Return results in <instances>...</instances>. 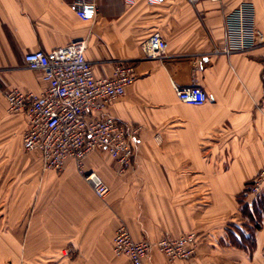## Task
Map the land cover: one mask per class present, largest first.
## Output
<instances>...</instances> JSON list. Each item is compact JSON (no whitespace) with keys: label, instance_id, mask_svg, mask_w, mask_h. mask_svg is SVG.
Returning <instances> with one entry per match:
<instances>
[{"label":"crops","instance_id":"1","mask_svg":"<svg viewBox=\"0 0 264 264\" xmlns=\"http://www.w3.org/2000/svg\"><path fill=\"white\" fill-rule=\"evenodd\" d=\"M73 1L0 0V264H130L113 252L121 223L135 239L197 233L192 259L154 248L144 264H264V207L255 211L256 195L242 196L264 168V46L216 52L226 15L242 1L254 4L264 31V0H94L93 20L81 19ZM154 31L167 41L160 59L142 47ZM78 39L87 41L96 76L121 60L138 73L106 108L137 129L133 165L118 173L102 150L85 160L110 187L104 200L73 160L44 169L38 153L24 149L27 118L10 113L4 96L45 87L25 66L27 52ZM193 81L208 93L203 104L174 91L173 82Z\"/></svg>","mask_w":264,"mask_h":264},{"label":"built area","instance_id":"2","mask_svg":"<svg viewBox=\"0 0 264 264\" xmlns=\"http://www.w3.org/2000/svg\"><path fill=\"white\" fill-rule=\"evenodd\" d=\"M125 1L134 3L137 0ZM146 1L156 4L162 0ZM72 6L83 20H93L96 16L94 0H74ZM255 16L254 4L250 1L240 2L228 13L224 43L216 52L230 54L264 46V31L257 25ZM142 47L149 59H160L167 53V41L159 31L152 32ZM86 49L87 41L78 39L51 50L27 52L25 66L41 74L45 87L40 92L13 87L6 89L4 96L10 113H24L27 118L24 149L37 152L44 169L60 171L68 160H73L95 195L104 200L110 187L98 172L86 168L85 160L90 153L102 150L116 161L118 173L133 165L137 129L107 113L106 108L112 100L125 94L138 73L135 62L121 60L115 63L110 75L96 76ZM173 88L184 103L200 105L209 98L195 81L188 85L173 82ZM263 187L264 168L256 174L245 194L257 195ZM197 245L198 235L194 231L157 240L135 239L125 223L117 227L113 237L114 254L127 257L130 264H144L154 248L169 259L189 260L196 255Z\"/></svg>","mask_w":264,"mask_h":264},{"label":"trees","instance_id":"3","mask_svg":"<svg viewBox=\"0 0 264 264\" xmlns=\"http://www.w3.org/2000/svg\"><path fill=\"white\" fill-rule=\"evenodd\" d=\"M249 190V186H247L243 192H242V196H245V191ZM256 199H257V203L255 205V211H258V212H262L263 208L264 207V196L261 195V193L257 194L256 195ZM242 201V199H241ZM245 209V207H243ZM255 220V219H254ZM255 227L258 226V221H255V224H254Z\"/></svg>","mask_w":264,"mask_h":264},{"label":"rangeland","instance_id":"4","mask_svg":"<svg viewBox=\"0 0 264 264\" xmlns=\"http://www.w3.org/2000/svg\"><path fill=\"white\" fill-rule=\"evenodd\" d=\"M3 175L4 174H0V180L3 178ZM149 239H151V238H149ZM151 240H154V239H151Z\"/></svg>","mask_w":264,"mask_h":264}]
</instances>
